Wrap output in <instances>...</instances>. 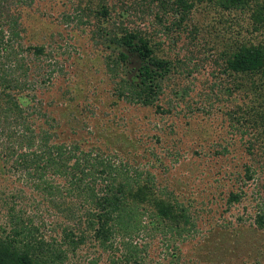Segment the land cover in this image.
Here are the masks:
<instances>
[{
	"label": "rangeland",
	"instance_id": "374dc122",
	"mask_svg": "<svg viewBox=\"0 0 264 264\" xmlns=\"http://www.w3.org/2000/svg\"><path fill=\"white\" fill-rule=\"evenodd\" d=\"M8 2L10 10L0 18L6 47L0 53V90L2 78L23 83L27 65L34 81L55 69L51 84L24 105L26 121L59 125V141L70 146L79 139L84 151L95 147L111 154L116 166L129 164L130 176L141 172L142 184L151 179L150 192L171 205L172 218L158 217L151 203L139 204L132 232L113 236L110 248L90 239L69 251L60 243L69 224L62 210L73 205L77 217H85L84 197L67 195L66 188L50 195L47 183L25 170L9 171L7 161L0 160V236L20 229L25 236L32 231V237L56 240L67 250L62 264H264L258 217L264 215V80L261 74L225 70L226 56L263 40L264 29L254 31L248 15L207 1L194 2L177 30L174 12L157 3L139 8L138 0ZM101 8L107 9L106 18L94 14ZM110 29L143 32L156 56L171 62L156 106L126 100L127 91L122 96V89L115 90L114 81L126 74L119 67L115 77L107 68L113 61L107 57ZM29 46H44L45 56L35 67ZM130 57L132 78L141 63ZM11 94L22 95L14 88ZM6 147L0 134L3 156ZM64 180H58L60 187ZM238 194L240 202L229 204ZM184 214L192 225L181 230Z\"/></svg>",
	"mask_w": 264,
	"mask_h": 264
},
{
	"label": "trees",
	"instance_id": "16d2710c",
	"mask_svg": "<svg viewBox=\"0 0 264 264\" xmlns=\"http://www.w3.org/2000/svg\"><path fill=\"white\" fill-rule=\"evenodd\" d=\"M202 1L213 2L227 12L235 11L244 16L248 15L254 31L259 32L264 29V0H138L136 5H140L139 8H145L157 3L161 10H166L168 13L172 10L179 18L175 19L172 26L177 30L187 20L194 4ZM7 3H9L8 0H0V18L4 10L7 12L10 10V6L6 7ZM94 14L97 18H106L108 12L107 9L101 8L99 12L94 11ZM157 19L159 22L163 21L160 13H157ZM100 32L98 31V36L102 34ZM115 32L111 30L107 37L108 48L112 49L107 57L113 59L109 61L107 68H112L115 77L120 75L119 67L126 74L122 75L118 82L114 81L115 90L119 92L122 89V96H125L124 92L127 91L129 95L123 97L126 100L142 103L144 107L156 106L161 96L160 88L163 84L161 80H166L172 71L171 62L156 56V46L143 32L127 29H121L117 34ZM3 50H6L5 34L1 29L0 53ZM27 51L29 56L32 54L34 67V62L37 63L41 57L45 56L44 46H29ZM131 55L138 57L141 63L136 67L137 71L132 78L130 77L132 71L129 69ZM225 64V70L233 75L261 74L264 80V39L244 45L241 51L227 55ZM17 66L24 67L23 64ZM31 67L27 65V69L24 70L23 83H12V85L10 80L2 78L4 82L1 83L3 86L0 90V100L4 99L2 101L5 108L0 111V134L7 138V155L3 156L6 151H0V160H5V164L7 161L9 171L25 170L30 178L40 180V183H47L50 195L59 194L60 189L66 188L67 195L75 197L77 192L79 197H84L82 205L88 206L85 217L78 218L75 211L78 208L73 205L62 210L66 212L64 218L69 219V224L63 227V240L60 243L68 245L69 251V247L75 251L90 239L99 241L105 248H110L113 236L122 231L126 234L132 232L135 221H138L135 208H140L139 204L151 203L149 206L158 217L171 220V205L155 198L150 192L152 191L149 187L151 179L146 180V184L139 181L141 172L136 171L135 176H130L129 164H124L122 161L121 166H116L109 160L112 157L111 154H105L104 151L95 147L84 151L85 142L79 139L70 146L64 141H59V131L56 130L59 125L55 127L49 121L40 125V121L39 123L35 121L37 118L26 121L24 111L27 107L25 108L24 105L34 103L32 98H35L36 91L49 86L52 75L56 72L54 69L42 73L41 80L35 77L37 81H34L29 80ZM12 88L19 90L22 95L16 94V97H13ZM30 90L35 91L32 92V96L30 94L31 97L27 93ZM11 101L14 102L12 105ZM157 108L159 110L161 107L157 106ZM49 172L53 173L51 177L46 174ZM55 176H58V179ZM60 178L65 179V187H60L61 185L58 184ZM122 178L124 180L121 181ZM53 182L58 185L53 187ZM240 200L239 194L233 195L229 204L234 201L240 202ZM258 217L261 228H264V215ZM191 225L190 218L184 214L183 222L179 227L182 228L181 230H186ZM19 230L15 229L14 234L8 237L0 236V264L63 263L67 250L58 247L56 240L53 242L46 241L43 237H32V231L25 236L23 230ZM20 237L22 239H19ZM17 245H21V248Z\"/></svg>",
	"mask_w": 264,
	"mask_h": 264
}]
</instances>
